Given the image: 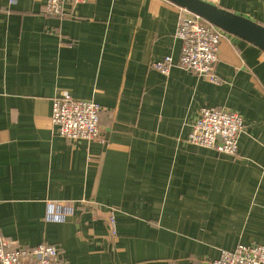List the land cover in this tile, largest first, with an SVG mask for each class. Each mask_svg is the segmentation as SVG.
<instances>
[{
	"label": "crops",
	"instance_id": "obj_1",
	"mask_svg": "<svg viewBox=\"0 0 264 264\" xmlns=\"http://www.w3.org/2000/svg\"><path fill=\"white\" fill-rule=\"evenodd\" d=\"M200 1L264 27V0ZM45 3L0 0V240L57 246L62 264H211L264 246V52L224 32L219 85L164 76L152 65L178 61L185 9L91 0L48 17ZM63 93L101 107L102 141L59 135ZM204 108L242 117L237 156L187 142ZM49 203L71 215L48 220Z\"/></svg>",
	"mask_w": 264,
	"mask_h": 264
},
{
	"label": "built area",
	"instance_id": "obj_2",
	"mask_svg": "<svg viewBox=\"0 0 264 264\" xmlns=\"http://www.w3.org/2000/svg\"><path fill=\"white\" fill-rule=\"evenodd\" d=\"M91 0H46L44 15L58 17L63 6L69 3L73 8ZM188 13V12H187ZM224 32L189 14L180 19L176 38L182 48L178 61L171 57L153 63L154 70L169 76L174 67L194 72L204 81L219 85L217 74L220 44ZM52 123L64 139L77 143L80 141H102L100 127L101 107L92 102L75 100L63 93L53 101ZM244 121L236 113L227 110L204 108L193 124L187 142L201 148L214 150L219 154L235 157L238 154L239 138L244 132ZM47 204L45 216L51 221H65L71 215ZM110 224L116 235L115 217L111 215ZM11 243L0 240V264H62L59 248L40 244L33 248L10 250ZM211 264H264V246L240 244L233 251H221L218 259Z\"/></svg>",
	"mask_w": 264,
	"mask_h": 264
},
{
	"label": "water",
	"instance_id": "obj_3",
	"mask_svg": "<svg viewBox=\"0 0 264 264\" xmlns=\"http://www.w3.org/2000/svg\"><path fill=\"white\" fill-rule=\"evenodd\" d=\"M227 34L241 38L264 52V27L200 0H168Z\"/></svg>",
	"mask_w": 264,
	"mask_h": 264
}]
</instances>
